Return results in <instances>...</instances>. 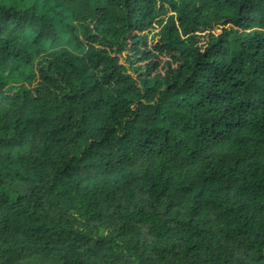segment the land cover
Returning a JSON list of instances; mask_svg holds the SVG:
<instances>
[{"label": "trees", "instance_id": "1", "mask_svg": "<svg viewBox=\"0 0 264 264\" xmlns=\"http://www.w3.org/2000/svg\"><path fill=\"white\" fill-rule=\"evenodd\" d=\"M0 264H264V0H0Z\"/></svg>", "mask_w": 264, "mask_h": 264}, {"label": "rangeland", "instance_id": "2", "mask_svg": "<svg viewBox=\"0 0 264 264\" xmlns=\"http://www.w3.org/2000/svg\"><path fill=\"white\" fill-rule=\"evenodd\" d=\"M220 31V30H219Z\"/></svg>", "mask_w": 264, "mask_h": 264}]
</instances>
